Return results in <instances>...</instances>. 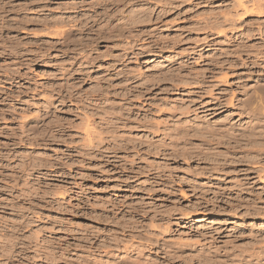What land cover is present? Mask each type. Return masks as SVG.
I'll return each mask as SVG.
<instances>
[{
	"label": "rangeland",
	"instance_id": "rangeland-1",
	"mask_svg": "<svg viewBox=\"0 0 264 264\" xmlns=\"http://www.w3.org/2000/svg\"><path fill=\"white\" fill-rule=\"evenodd\" d=\"M0 264H264V0H0Z\"/></svg>",
	"mask_w": 264,
	"mask_h": 264
},
{
	"label": "bare ground",
	"instance_id": "bare-ground-1",
	"mask_svg": "<svg viewBox=\"0 0 264 264\" xmlns=\"http://www.w3.org/2000/svg\"><path fill=\"white\" fill-rule=\"evenodd\" d=\"M56 22H57V21H56ZM56 22H54V23H55L54 26L58 24V23H56ZM54 26H53V27H54ZM55 27H56V26H55ZM56 28H58V27H56ZM59 31H60V30H59ZM58 33H59V32H58ZM255 94H256V93H255ZM252 108H253V107H252ZM258 117H259V116H258ZM258 120H259V118H258ZM260 120H261V119H260ZM255 129H256V128H255ZM253 130H254V129H253ZM253 130H252V131H253ZM256 130H257V129H256ZM252 131H251V132H252ZM199 132H200V131H199ZM251 132H250V133H251ZM253 132H254V131H253ZM187 133H188V132H187ZM254 133H255V132H254ZM189 134H190V133H189ZM189 134H187V135L189 136ZM201 134H202V133H201ZM207 134H208V132H207ZM209 134H210V135H213L214 132L210 130V133H209ZM252 134H253V133H252ZM184 136H185V135H184ZM255 136H256V135H255ZM192 137H196V136L194 135V136H192ZM252 137H253V136H252ZM91 141H92V140H91Z\"/></svg>",
	"mask_w": 264,
	"mask_h": 264
}]
</instances>
